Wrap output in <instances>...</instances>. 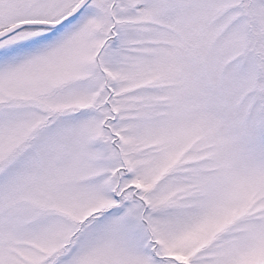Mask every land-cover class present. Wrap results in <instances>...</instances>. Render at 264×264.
Instances as JSON below:
<instances>
[{
    "label": "snow or ice",
    "instance_id": "1",
    "mask_svg": "<svg viewBox=\"0 0 264 264\" xmlns=\"http://www.w3.org/2000/svg\"><path fill=\"white\" fill-rule=\"evenodd\" d=\"M0 264H264V0H0Z\"/></svg>",
    "mask_w": 264,
    "mask_h": 264
}]
</instances>
